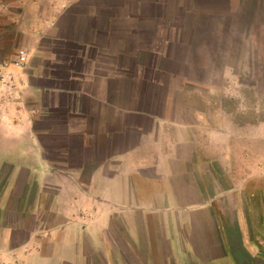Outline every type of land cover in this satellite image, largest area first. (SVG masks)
I'll return each mask as SVG.
<instances>
[{
  "label": "crops",
  "instance_id": "obj_1",
  "mask_svg": "<svg viewBox=\"0 0 264 264\" xmlns=\"http://www.w3.org/2000/svg\"><path fill=\"white\" fill-rule=\"evenodd\" d=\"M23 50L0 264H264V0H0Z\"/></svg>",
  "mask_w": 264,
  "mask_h": 264
},
{
  "label": "rangeland",
  "instance_id": "obj_2",
  "mask_svg": "<svg viewBox=\"0 0 264 264\" xmlns=\"http://www.w3.org/2000/svg\"><path fill=\"white\" fill-rule=\"evenodd\" d=\"M245 78L251 80L250 74H245ZM25 90V82L21 77H18L16 85H15V93L17 99L23 100V91ZM232 92V90H230ZM237 91L238 94L244 98L242 104H238L243 106V112L245 115L250 113L258 114L260 119H264V74L260 75L259 87L253 90L248 89H237L233 90ZM234 104H228L229 108H233ZM261 160H263L261 158Z\"/></svg>",
  "mask_w": 264,
  "mask_h": 264
},
{
  "label": "built area",
  "instance_id": "obj_3",
  "mask_svg": "<svg viewBox=\"0 0 264 264\" xmlns=\"http://www.w3.org/2000/svg\"><path fill=\"white\" fill-rule=\"evenodd\" d=\"M29 53V51L23 50L15 61L0 64V92H3L5 99L7 94L15 88L17 82L14 79V72L10 69V65L25 66L29 61Z\"/></svg>",
  "mask_w": 264,
  "mask_h": 264
}]
</instances>
